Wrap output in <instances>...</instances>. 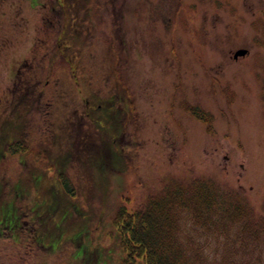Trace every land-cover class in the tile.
<instances>
[{
  "label": "rangeland",
  "instance_id": "rangeland-1",
  "mask_svg": "<svg viewBox=\"0 0 264 264\" xmlns=\"http://www.w3.org/2000/svg\"><path fill=\"white\" fill-rule=\"evenodd\" d=\"M144 1L150 0H0V150L11 139L19 141L0 163V179L10 191L7 199L0 200V264H12L16 252L12 245L3 247L4 230L18 249L31 243L27 228L22 240V219L54 228L48 240L44 237L34 264H148L126 245L127 216L171 177L211 176L242 187L255 210L264 213V48L253 50L252 36L246 35L238 14L229 13L228 1L241 10L242 0H224L229 13L225 18H231L228 28L219 23L210 27L209 15L198 4L203 0H193L197 3L193 20L183 17V26L192 22L191 39L178 36L177 40L181 52L188 53L182 56V64L187 65L182 68L189 71L182 79L191 80L187 86H176L171 76L151 68V45L160 54V68L175 66L173 57L172 63L164 60L173 45L172 32L163 23L157 24L155 36L144 21L143 27L139 6ZM154 1L161 5L159 20H164L170 14V0ZM204 1L206 8L210 0ZM150 4H146L148 13ZM52 5L58 15H47ZM253 15L242 18L245 26L255 17L264 18V10ZM232 38L238 45H249L252 55L237 63L229 59L226 51ZM126 52L134 53L132 60L138 62L131 63ZM201 59L206 66L212 61L220 66L217 70L209 65L218 72L216 83H208ZM143 77L144 87L139 84ZM40 87L45 93L50 90L51 107ZM121 92L132 103L125 110L128 130L118 122L122 114L107 113L113 105L106 98ZM184 95L192 107L213 114L211 131L208 123L180 109ZM174 96L176 121L164 110L170 104L167 98ZM73 100L100 107L86 117L99 121L110 153L100 155L95 167L92 159L81 163L77 159L95 158L92 144H107L96 142L98 129L75 128L78 113ZM77 109L83 115L85 108ZM159 121L169 124L174 134L172 142L163 136L167 151L161 134L165 124ZM72 135L77 159L69 149L53 147L67 145ZM41 136L54 140L53 145L46 144L50 153H39L36 143H43ZM34 160L45 164H33ZM20 253L24 264L37 258L24 248Z\"/></svg>",
  "mask_w": 264,
  "mask_h": 264
},
{
  "label": "trees",
  "instance_id": "trees-1",
  "mask_svg": "<svg viewBox=\"0 0 264 264\" xmlns=\"http://www.w3.org/2000/svg\"><path fill=\"white\" fill-rule=\"evenodd\" d=\"M172 178L128 214L130 250L148 264H264V215L240 188L211 177Z\"/></svg>",
  "mask_w": 264,
  "mask_h": 264
},
{
  "label": "flooded vegetation",
  "instance_id": "flooded-vegetation-1",
  "mask_svg": "<svg viewBox=\"0 0 264 264\" xmlns=\"http://www.w3.org/2000/svg\"><path fill=\"white\" fill-rule=\"evenodd\" d=\"M228 3L230 4L229 5V12L233 15H235L234 17H237V14L242 18V15H241V12L239 10L240 6L236 5L235 2H231V1H228ZM243 3L247 4V8L249 10H252V13L253 14H256L258 9L260 10V12H263L264 10V0H255V4H252V3H249V2H245L243 1ZM178 5H179V8H180V11H181V14H185L188 12V10L192 9V5H189L188 4V0H174L173 2V13L169 16V19H168V24H169V27L171 30H173V32L175 33L176 31V28H177V25L180 24V27L182 28H187V22H185V25L183 26V20H181L182 18H178L177 16V8H178ZM181 5V6H180ZM258 6V8L256 6ZM206 10H208L209 12H214V10H217V15L215 16L216 18V23H219L220 25H222L223 27H226L228 28L229 24L231 23V18L229 17L228 19L225 18V13H228L226 11V8H225V5H224V0H210L209 2L206 3ZM219 11L222 12V14H219ZM229 14V13H228ZM244 17V15H243ZM184 18L186 20H188V17H186L184 15ZM254 18V15L251 16V19ZM178 19H180V22H178ZM153 27V25L151 26ZM251 28L253 29L254 31V37H253V40L255 43H257L258 41V38L256 37V34L258 33H263L264 32V18L259 16V17H255L254 19V22L251 24ZM260 31H259V30ZM186 33L188 31H185ZM171 52L173 53L174 56H176V49L175 48H172L171 49ZM248 53L245 54V55H242V56H239V57H233L234 60H238L239 58L241 57H245L247 56L248 54H250V51L248 50L247 51ZM153 55H155V53H153ZM231 56V55H230ZM171 58V54L167 57V59H170ZM172 67H169V71H166L165 70V74L166 75H170V72H172L173 75H177L178 72H175L173 69H171ZM182 72L184 71H179V74L182 75ZM187 72V71H185ZM182 82V81H181ZM187 82V81H185ZM142 83L144 84V81H142ZM48 104H52V101L51 100H48L47 101ZM84 112H83V115H82V118H85L87 115H92L93 113V110L96 109V105H91V103L89 101H84ZM109 103H112V104H116V102H109ZM124 104H127V101L124 102ZM98 105V104H97ZM116 108L117 111L120 110V108L122 109H125L124 107H119L117 105L114 106ZM114 107L108 109L107 113L110 114L112 112V110H114ZM32 108V106H31ZM94 119V118H92ZM43 151L46 150V149H42ZM98 151H104L103 149H98ZM70 152H72V150H70ZM72 154V153H71ZM23 227V225L21 226V228ZM25 239V233H24V229L22 228V240ZM28 242H31V243H28L27 246H24V247H21V248H24V251L26 254L28 255H33V254H37V250L38 249H43L44 248V245L42 244V241L45 240L43 238L40 237V234L38 231H36V228H32L30 229L29 228V233H28ZM36 249V250H34ZM31 262L30 264H34L35 263V258H30ZM38 264V263H37Z\"/></svg>",
  "mask_w": 264,
  "mask_h": 264
},
{
  "label": "water",
  "instance_id": "water-1",
  "mask_svg": "<svg viewBox=\"0 0 264 264\" xmlns=\"http://www.w3.org/2000/svg\"><path fill=\"white\" fill-rule=\"evenodd\" d=\"M246 49H240L236 52V55L241 54V53H245Z\"/></svg>",
  "mask_w": 264,
  "mask_h": 264
}]
</instances>
